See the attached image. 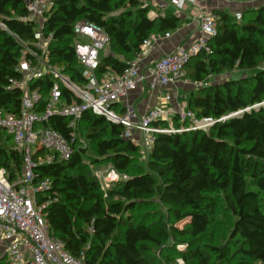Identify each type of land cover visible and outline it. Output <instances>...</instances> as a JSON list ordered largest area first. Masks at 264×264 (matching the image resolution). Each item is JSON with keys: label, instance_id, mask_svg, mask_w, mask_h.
Instances as JSON below:
<instances>
[{"label": "trees", "instance_id": "16d2710c", "mask_svg": "<svg viewBox=\"0 0 264 264\" xmlns=\"http://www.w3.org/2000/svg\"><path fill=\"white\" fill-rule=\"evenodd\" d=\"M29 1L0 0V106L14 114L22 91L5 86L21 78L15 67L24 45L40 33L38 20L24 19ZM49 2L41 33L53 36L51 62L79 84L88 78L75 53L77 21L96 23L109 36L110 51L96 71L100 80L121 73L153 34L183 22L170 9L151 18L153 6L142 0ZM217 11L211 50L186 66V76L202 83L191 92L188 109L196 119L213 118V124L197 127L175 114L174 129L155 134L144 165L140 144L123 136L122 123L88 110L78 129L89 146H75L67 160L37 165L35 182L52 181L38 195L39 203L47 202L52 234L86 264H175L178 258L183 264H264V3L244 10L240 19ZM227 70L242 77L207 81ZM54 82L46 75L31 83L43 95L38 110ZM60 87V104L71 103L72 90L62 82ZM45 124L72 140L68 117L54 114ZM155 124L170 127L168 120ZM23 162V151L2 133L0 167L11 182L21 179ZM107 164L127 177L105 192L93 168ZM220 211L230 218L226 230L218 228Z\"/></svg>", "mask_w": 264, "mask_h": 264}, {"label": "built area", "instance_id": "2783aa9c", "mask_svg": "<svg viewBox=\"0 0 264 264\" xmlns=\"http://www.w3.org/2000/svg\"><path fill=\"white\" fill-rule=\"evenodd\" d=\"M49 0H30L29 16L24 19L39 21V37L31 44H25L21 58L15 70L21 78H10L6 90L22 91L19 114L6 111L0 106V138L2 133L11 136L15 147L23 151V173L18 182L8 179L7 170L0 167V264H86L83 258L70 253L64 242L52 234L44 208L47 202L39 203L38 195L47 191L52 181L45 178L35 182L38 177L37 165L56 160H67L75 151V146L87 147L89 140L82 138L78 122L84 112L106 116L114 122L124 125L123 136L140 140V131L147 134L145 143L152 145L157 132L172 130L173 127H160L155 123L168 120V111L160 106L148 109L139 121L134 120V105L127 103L123 111L114 105L122 104L131 90L140 82H147L151 88L178 82L187 74L186 66L192 57L202 50L210 51L208 39L218 32L219 12L210 10L203 14L200 28L205 38L195 41L188 47L180 46L160 59L145 65L144 57L148 53L147 42L119 74L100 80L97 68L100 64L101 50L109 42L105 30L96 23L80 20L74 24L76 33L75 53L83 73L88 81L79 84L64 74L51 62L49 45L52 34L43 36L44 12ZM50 75L55 82L50 90L48 101L42 110L43 102L39 88L31 83ZM60 82L69 87L75 99L71 103H61ZM202 85V83H200ZM54 114L69 118L72 140L45 122ZM181 120L191 119L197 127L205 128L214 123L211 117L196 119L188 110H180ZM76 144V145H74ZM101 187L106 192L113 182L127 175L120 174L111 164L106 174L98 171ZM107 194V193H106ZM183 264V259H180Z\"/></svg>", "mask_w": 264, "mask_h": 264}, {"label": "crops", "instance_id": "0c3cea01", "mask_svg": "<svg viewBox=\"0 0 264 264\" xmlns=\"http://www.w3.org/2000/svg\"><path fill=\"white\" fill-rule=\"evenodd\" d=\"M145 4H151L149 13L151 18L164 14L167 9L172 10L182 18L181 25L172 31L153 34L147 41L148 53L144 57V64H150L160 59L165 54L175 51L178 47H188L195 41L205 38L200 28L201 19L205 12L210 10H225L235 13L237 10H245L258 7L264 0H142ZM250 3V6L248 5ZM110 50H107V53ZM106 53V54H107ZM210 76L207 81L215 82ZM206 81V82H207ZM201 82L189 79L187 76L178 82L169 85H158L151 88L147 82H140L131 90L128 97L121 106L127 103L134 105V120L139 121L141 116L150 108L160 106L168 111V121L180 110L188 111V100L193 90L201 86ZM141 135V131L139 132ZM139 135V136H140ZM141 138V137H140ZM142 139V138H141ZM151 144L149 151L151 150ZM148 151V152H149Z\"/></svg>", "mask_w": 264, "mask_h": 264}, {"label": "rangeland", "instance_id": "374dc122", "mask_svg": "<svg viewBox=\"0 0 264 264\" xmlns=\"http://www.w3.org/2000/svg\"><path fill=\"white\" fill-rule=\"evenodd\" d=\"M251 2L253 3V2H255V0H251ZM249 6H250V3L248 4ZM245 10H247V9H245ZM243 11L244 10H237L235 13H231L235 18H237V19H240L241 18V16H242V13H243ZM109 49V45L108 44H106L105 45V48L103 49V50H101V55H105L106 53H107V50ZM264 65V64H263ZM229 77H233V78H239V77H242V72L241 71H239V70H232V71H229V70H227V71H225V72H223L222 74H220V75H215V77L213 78V79H215L216 80V78L218 79V80H224V79H226V78H229ZM170 124V127H175L174 126V124H173V122H172V120L169 122ZM206 127H209V125L208 126H206ZM79 132H80V130H79ZM80 134H81V132H80ZM82 135V134H81ZM140 137L142 138H139L140 140H136L135 138L133 139V140H135L138 144H140V146H141V150H142V157H141V162H142V164H144V165H146L147 164V155H148V151H149V146L150 145H147L146 143H145V140H146V137H147V134L146 133H144L143 134V132L141 133V135H140ZM82 138H85L83 135H82ZM145 139V140H144ZM109 168H110V164H107V165H105V167H94L93 168V171H94V174L99 178V180H100V183H101V178H100V174H98L97 172L98 171H103V173L104 174H106V172L109 170ZM123 175H126V174H123ZM111 186V185H110ZM217 218H218V220L220 221L219 222V224H218V228H219V230L221 229V230H226L227 229V227L229 226L228 224H229V222H230V218L228 217V215L224 212V211H220L219 213H218V215H217ZM228 223V224H227ZM180 225H182L181 223H180ZM184 245H179V246H177V248L180 250V249H184ZM180 259L181 258H178V259H176V263L175 264H181L180 263Z\"/></svg>", "mask_w": 264, "mask_h": 264}]
</instances>
